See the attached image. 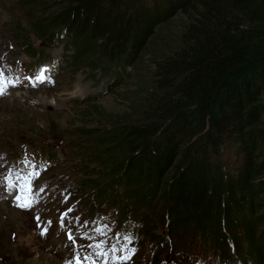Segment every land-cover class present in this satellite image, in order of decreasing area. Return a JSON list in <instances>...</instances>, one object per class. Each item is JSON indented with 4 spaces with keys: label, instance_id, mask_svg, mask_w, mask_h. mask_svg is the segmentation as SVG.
Instances as JSON below:
<instances>
[{
    "label": "trees",
    "instance_id": "obj_1",
    "mask_svg": "<svg viewBox=\"0 0 264 264\" xmlns=\"http://www.w3.org/2000/svg\"><path fill=\"white\" fill-rule=\"evenodd\" d=\"M178 16L175 43L154 52L139 115L114 120L97 140L113 146L105 155L125 148L113 169L126 172L135 203L151 205L159 193L172 230L187 226L226 258L229 240L243 244L246 260L262 264L264 0H66L36 30L66 28L74 62L97 54L123 63L160 36L168 41L163 28Z\"/></svg>",
    "mask_w": 264,
    "mask_h": 264
},
{
    "label": "rangeland",
    "instance_id": "obj_2",
    "mask_svg": "<svg viewBox=\"0 0 264 264\" xmlns=\"http://www.w3.org/2000/svg\"><path fill=\"white\" fill-rule=\"evenodd\" d=\"M64 1L0 0V72L12 81L0 95V264H75L77 255L91 257L82 264H250L243 244H234L226 260L200 236L187 243V226H168L159 193L151 205L135 203L133 193L125 192L126 172L113 169L125 159V148L105 155L103 149L113 146L97 140L114 120L139 115L155 70L154 52L175 43L184 16L164 26L168 41L158 37L135 59L122 63L88 54L74 62L66 28L47 37L36 30ZM44 66L53 68L51 80H26V72ZM118 176L121 181L113 184ZM116 192L125 195L127 211ZM17 197L30 200L31 207H18Z\"/></svg>",
    "mask_w": 264,
    "mask_h": 264
},
{
    "label": "snow or ice",
    "instance_id": "obj_3",
    "mask_svg": "<svg viewBox=\"0 0 264 264\" xmlns=\"http://www.w3.org/2000/svg\"><path fill=\"white\" fill-rule=\"evenodd\" d=\"M29 80H31V78H28ZM37 79L40 81V82H44L45 80V77L43 75H40L37 77ZM12 81H5L4 79V75H3V72H0V95H4L5 94V90H6V86L7 84H11ZM39 174L38 173H32V177L33 178H36ZM13 185L10 183L9 184V187H12ZM21 200L20 197H17V206L18 207H21V208H24V209H27V208H30L31 207V202L30 200H24V202H19ZM63 226V225H62ZM46 234V230L44 232L41 233V235H45ZM68 238L69 240H74V237L71 233L68 234ZM97 248H99L100 246L99 245H96ZM99 255H104L103 252L101 253H98ZM135 254V250L132 251V255ZM91 257L90 256H85L83 258H81L80 256H76L75 257V264H82V261L85 260V259H90ZM123 259L125 260H130L131 259V255L127 256V257H123ZM67 264H72L71 261L67 262Z\"/></svg>",
    "mask_w": 264,
    "mask_h": 264
}]
</instances>
